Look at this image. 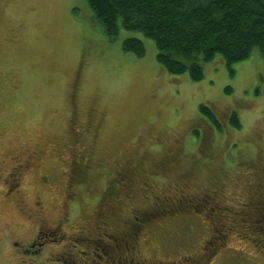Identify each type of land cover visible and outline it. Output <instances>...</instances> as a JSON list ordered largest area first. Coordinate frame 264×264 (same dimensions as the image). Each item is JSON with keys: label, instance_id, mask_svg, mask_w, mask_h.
Listing matches in <instances>:
<instances>
[{"label": "rangeland", "instance_id": "1", "mask_svg": "<svg viewBox=\"0 0 264 264\" xmlns=\"http://www.w3.org/2000/svg\"><path fill=\"white\" fill-rule=\"evenodd\" d=\"M131 36L143 39L144 56L123 48ZM232 67L234 73L218 54L204 63V78L193 81L189 73L166 71L155 42L141 32L122 29L109 39L87 0H0V160L8 171L13 157L39 152L40 166L26 174L22 189L30 209L43 197L46 226L53 227L67 204L76 115L83 122L92 119L96 136L80 138L92 145L93 170L70 205L72 228L93 213L113 172L126 162L138 180V207L147 202L142 192L149 180L155 182L151 196L169 195L179 183L190 193L216 187L226 212H241L251 207L245 206L250 191L264 187V57L256 47ZM201 104L214 110L221 128L201 112ZM233 111L240 128L230 123ZM7 171L2 168L1 175ZM40 174L53 182L45 185ZM4 188L1 182L0 264H71L58 252L68 250L80 255L77 264L94 262L92 250L70 238L47 243L41 253L17 255L11 242L28 243L40 220L28 218ZM226 212L220 217L231 232L218 239L225 246L201 264H264V230L247 220L232 223ZM204 225L180 218L179 235L167 238L160 258L180 264L181 256L197 253L208 239ZM187 226L193 227L191 236ZM148 253L143 246V256Z\"/></svg>", "mask_w": 264, "mask_h": 264}, {"label": "flooded vegetation", "instance_id": "2", "mask_svg": "<svg viewBox=\"0 0 264 264\" xmlns=\"http://www.w3.org/2000/svg\"><path fill=\"white\" fill-rule=\"evenodd\" d=\"M72 126L75 140L69 150V170L66 174L65 193L67 204H65L61 218L56 219L53 227L46 226L50 220L45 218L46 206H44L43 197L38 196L33 202L35 207L33 205V209H30L22 189L26 174L40 166L39 152L34 150L24 159L13 157L8 171L3 159L0 160V183L3 182L5 187L4 196L17 197L21 210L28 218L36 217L40 220L35 237L28 243L24 244L16 239L11 242V246L15 243L17 255L41 253L47 243L52 244L64 238H70L92 250L90 253V258L94 261L92 264H173L172 261L160 258V253L167 238H177L179 235L178 230H175V225L180 218L187 220L193 218L201 225L205 223L204 229L207 235L203 238H208L202 239L199 245L200 250L197 253L181 256L178 261L180 264L183 260L190 264H201L225 246L218 239L228 238L231 232L229 224L220 217L223 210L226 212L228 205H220L216 187L210 191L202 187L198 192L190 193L185 186L179 183L169 195L153 194L151 196L149 192L152 191L155 182L148 180L145 181V192H142L147 202L146 204L144 202L142 207H138V180L134 176L131 162L120 164L117 167L96 202L93 213L87 216L83 224L72 228L70 205H73L71 203L78 198V191L88 182L93 170L90 159L92 145L85 144L80 138L87 132L92 133L94 125L92 119L83 122L75 115L72 118ZM92 134L94 138L96 134ZM2 168L7 171L4 176L1 175ZM40 180L45 185H50L54 178L40 174ZM249 199L250 202L245 206L250 204L251 207L247 206L243 211L234 213L229 210L226 212L227 217H230L229 221L232 223L237 220H247L252 222L251 226L264 230V187L259 184L256 190L250 191ZM185 229L186 234L191 236L193 227L187 226ZM12 236L9 237L12 238ZM102 244L107 250H104ZM143 246L149 249V253L144 256ZM100 249L102 252H99ZM58 252L64 259L69 258L71 264L78 263L74 259L80 258V255L75 256L76 253L72 250ZM81 253L87 255L86 252ZM59 261L62 260H56L60 264ZM85 263L88 264V262Z\"/></svg>", "mask_w": 264, "mask_h": 264}, {"label": "trees", "instance_id": "3", "mask_svg": "<svg viewBox=\"0 0 264 264\" xmlns=\"http://www.w3.org/2000/svg\"><path fill=\"white\" fill-rule=\"evenodd\" d=\"M93 17L109 39L122 29L141 32L157 47V61L172 74L204 78V63L222 55L233 64L247 59L258 47L264 57V0H87ZM126 51L141 57L146 46L140 37L123 41ZM215 127L222 125L214 110L201 104ZM230 123L240 128L236 111Z\"/></svg>", "mask_w": 264, "mask_h": 264}]
</instances>
